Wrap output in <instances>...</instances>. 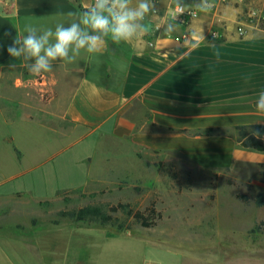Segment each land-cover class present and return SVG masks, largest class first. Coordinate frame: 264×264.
<instances>
[{"label":"rangeland","instance_id":"1","mask_svg":"<svg viewBox=\"0 0 264 264\" xmlns=\"http://www.w3.org/2000/svg\"><path fill=\"white\" fill-rule=\"evenodd\" d=\"M11 64L0 66V213L17 215L0 216V233L22 241L0 250L12 264H50L68 252L84 264H264L259 168L212 169L179 152L71 137L73 125L55 117L46 73ZM87 206L113 222L64 216ZM2 218L19 219V230L2 228Z\"/></svg>","mask_w":264,"mask_h":264},{"label":"crops","instance_id":"2","mask_svg":"<svg viewBox=\"0 0 264 264\" xmlns=\"http://www.w3.org/2000/svg\"><path fill=\"white\" fill-rule=\"evenodd\" d=\"M92 2L0 0V66L19 67L21 61L7 49L25 35L26 23L54 30L58 23L70 22L69 11L80 12ZM185 2L198 15L187 24L176 19L178 27L171 33L157 25L172 20V0H154L157 13L146 21L149 34L141 41L115 44L108 39L99 53L81 52L71 64L54 62L46 84L55 117L73 125L69 136L79 140L96 138L103 144L107 139L154 155L179 152L212 169L247 165L264 171V151L242 147L236 130L264 125V114L256 110L257 96L264 91V25L259 17L264 0H210L213 7L207 13L196 9L197 0ZM252 9L258 19L248 18ZM4 214L17 215L0 216ZM17 221L2 218V228L19 230ZM121 234L126 233L115 235ZM16 240L21 238L14 230H4L0 249ZM4 254L0 250V264H12ZM49 263L84 264V257L68 252L64 260Z\"/></svg>","mask_w":264,"mask_h":264},{"label":"clouds","instance_id":"3","mask_svg":"<svg viewBox=\"0 0 264 264\" xmlns=\"http://www.w3.org/2000/svg\"><path fill=\"white\" fill-rule=\"evenodd\" d=\"M172 3L175 6L172 20L157 25V29L163 26L167 33L176 30L177 17L188 8L183 0H172ZM194 5L202 13L209 12L213 7L210 0H197ZM156 13L154 0H136L135 3L133 0H93L80 12L69 11L70 22L67 25L58 23L54 30H41L26 23L23 28L25 35L16 37L7 51L11 57L21 61L19 67L39 76L50 73L56 61L71 64L81 52H101L108 39L115 44L141 41L149 34L146 21ZM9 66L17 67L15 64ZM256 110L264 114V91L257 96Z\"/></svg>","mask_w":264,"mask_h":264},{"label":"trees","instance_id":"4","mask_svg":"<svg viewBox=\"0 0 264 264\" xmlns=\"http://www.w3.org/2000/svg\"><path fill=\"white\" fill-rule=\"evenodd\" d=\"M238 134V143L244 148H250L258 151H264V125H252V126H238L236 128ZM199 134V133H198ZM211 134V130L206 133ZM261 174H264V171H261ZM250 198L244 197L245 202H249ZM256 205L264 206V194L259 193L254 199ZM121 208H123L121 206ZM111 212L116 213L118 207H111L109 209ZM152 214H155L156 211L153 208L150 210ZM134 219L137 222H140L144 227H150L153 223H149L148 219L140 211H131ZM64 216H69L75 219L78 222H87V221H100L101 224H108L113 222V217L106 214L98 207L87 206L74 211L70 214H64Z\"/></svg>","mask_w":264,"mask_h":264},{"label":"built area","instance_id":"5","mask_svg":"<svg viewBox=\"0 0 264 264\" xmlns=\"http://www.w3.org/2000/svg\"><path fill=\"white\" fill-rule=\"evenodd\" d=\"M183 2L186 5L185 0H183ZM197 15H198V12L196 10H192V9L187 8V11L184 14L177 17V21L181 24H187L191 19L195 18ZM262 16H264L263 13L259 17L261 18ZM259 17H258V14L256 13V11L253 9L248 12V18L250 20H255L256 18L258 19ZM238 33L240 35H243L245 33L242 26L238 28ZM213 34H215V37L213 36V38L217 39L218 34L217 33H213Z\"/></svg>","mask_w":264,"mask_h":264}]
</instances>
